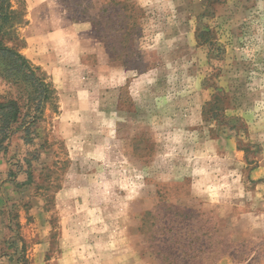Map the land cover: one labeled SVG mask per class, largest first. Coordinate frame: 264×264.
Listing matches in <instances>:
<instances>
[{"label": "rangeland", "instance_id": "1", "mask_svg": "<svg viewBox=\"0 0 264 264\" xmlns=\"http://www.w3.org/2000/svg\"><path fill=\"white\" fill-rule=\"evenodd\" d=\"M116 1L141 24L116 50L110 0L8 1L4 45L50 93L38 109L0 58V101L21 107L0 147V264H58L64 240L82 264H264V0Z\"/></svg>", "mask_w": 264, "mask_h": 264}, {"label": "trees", "instance_id": "2", "mask_svg": "<svg viewBox=\"0 0 264 264\" xmlns=\"http://www.w3.org/2000/svg\"><path fill=\"white\" fill-rule=\"evenodd\" d=\"M8 1L9 0H2L0 3V21H7L8 20ZM111 10V15L108 17V22H106L105 26L107 27L111 21L112 17L117 18L118 22H113L110 25L109 32L115 31L121 33L118 36H110V46L111 43H115L119 41V44L128 45L134 41L135 36L139 33L141 30V24L138 22L139 8L136 5L127 3V2H120L116 0H110L108 5ZM103 32V31H102ZM105 33V32H104ZM2 29L0 27V58L6 61L9 68L7 70L6 77L10 76L13 72L22 73L27 80L31 82V85L34 89H36V94H38V103L37 108L40 109L44 105V102L49 99V93L50 88L49 85L46 84L42 79H40L37 75V70L32 67V65L29 63V61L26 59L25 56H23L21 53H19L18 50L7 47L4 45L3 37H1ZM106 34V33H105ZM205 33H199V38H204ZM119 39V40H118ZM117 40V41H116ZM112 47V46H111ZM113 50H116L117 48L115 46L112 47ZM213 112V109L209 112L211 114ZM21 115V107L19 103L15 100H10L7 102L0 101V147L7 141V139L10 137L12 130H13V124L16 123ZM207 116V112L205 114ZM213 237V236H212ZM215 240H217L216 237H214ZM175 237L172 236V240H170V244H173V246H170L171 250H174L176 252H179L182 246L177 245V241L174 243ZM194 243L193 241H190L189 244L191 245ZM191 249H195V247L192 246ZM206 252H209V250H206ZM156 255L165 257L166 261H168L169 264H183L181 260L176 258L175 255L177 253L172 254L164 252L163 249H159V252H156Z\"/></svg>", "mask_w": 264, "mask_h": 264}, {"label": "crops", "instance_id": "3", "mask_svg": "<svg viewBox=\"0 0 264 264\" xmlns=\"http://www.w3.org/2000/svg\"><path fill=\"white\" fill-rule=\"evenodd\" d=\"M8 183L15 184L18 187H21L20 188L21 189L20 191H22V189H25L29 185L28 184L29 183L28 182V179L27 178H24V177H21V176H18L17 178H12ZM8 183H6L5 186L8 185ZM15 198H16L15 200H21V201H24V203H26V202H30L31 204H36L37 203V197H35V196H29L26 193H22V194L16 196ZM31 211H30V214H32ZM22 224H24V225L28 224V220H26V222L24 223L23 222V219H22ZM28 225H30V227L32 226V224H28ZM244 234L249 235L246 232H244ZM263 234L264 233H262V235ZM68 243H70V240H64V241H62V249H63L62 254L58 255L57 256V259H55V260H57V263L58 264H82V261H81L82 260L81 259V252H80L79 247H77V246L68 247ZM45 246L47 248V245H44V247ZM42 248H43V245H38V244H35L31 248L30 251H32V254H31L32 255V260H33V258H36L37 257L36 252L41 251ZM69 249H72V250L69 251ZM42 259H43V261L46 260L45 257H42ZM34 260L35 261L33 262V264H37V262H39V260H36V259H34ZM46 261H47L46 264H49L51 260H46ZM42 263L43 262H40L39 264H42Z\"/></svg>", "mask_w": 264, "mask_h": 264}]
</instances>
